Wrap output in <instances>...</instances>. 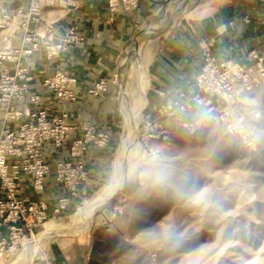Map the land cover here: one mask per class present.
I'll list each match as a JSON object with an SVG mask.
<instances>
[{"label": "rangeland", "instance_id": "1", "mask_svg": "<svg viewBox=\"0 0 264 264\" xmlns=\"http://www.w3.org/2000/svg\"><path fill=\"white\" fill-rule=\"evenodd\" d=\"M82 1L45 10H78ZM104 1L110 18L137 12L141 2L132 7L119 0L112 12ZM147 1L148 11L125 35L108 75L99 78L107 88L94 98H108L111 125L77 123L107 137L106 160L92 177L86 171L88 184L66 213L13 239L0 252V264H264V96L241 97L232 110L233 117L260 113L249 122L253 135L250 147H244L221 121L197 107L195 82L189 94L177 88L165 97L151 71L165 41L191 30L185 28L190 17L240 4L264 25V0ZM28 5L29 0L8 15L0 6V32L9 28L10 14L19 17ZM19 18L24 34L25 19ZM227 26L220 23L214 31L221 34ZM73 29L68 32L75 34ZM124 145L125 156L120 155ZM123 174L129 175L126 182L84 220L81 231L68 235L80 228L77 210Z\"/></svg>", "mask_w": 264, "mask_h": 264}, {"label": "built area", "instance_id": "2", "mask_svg": "<svg viewBox=\"0 0 264 264\" xmlns=\"http://www.w3.org/2000/svg\"><path fill=\"white\" fill-rule=\"evenodd\" d=\"M76 2L29 0L25 13L18 15L25 19L22 46L12 54H0V64L3 60L14 63L11 70L0 69V112L3 115L0 128V229L7 230V237L0 239V252L13 239L32 234L44 222L69 210L72 202L80 197L81 188L88 184L84 161L88 147L93 145L102 149L108 144L107 137L97 135L93 127L72 123L67 111L58 109L54 115L50 113L42 104L41 96L31 92V78L23 64V59L35 52H43L46 59L56 60L82 41V37L72 30L57 38L56 28L50 23L46 25L44 35L28 28L39 22L45 9L73 6ZM123 2L136 7L137 0ZM107 3L112 12L120 5L119 0H107ZM217 35H220L218 31L198 40L200 65L194 78L198 94L193 100L197 107L205 108L209 119L221 121L226 132L238 137L242 146L250 147L253 129L249 122L259 118L260 113L251 111L233 117L232 110L241 97L264 96V54L249 51L240 60L219 58L215 52ZM76 84L74 77L55 71L41 85L52 92L54 101L63 105L78 100ZM106 88V80L98 79L84 94L101 96ZM23 103L27 104L23 111L15 110L16 105ZM184 107L180 109L186 110ZM77 131H81V135L74 137ZM47 148L55 157L64 151L62 158L54 159L53 167L43 155ZM52 172L55 182L65 193L57 199L50 213L41 194L45 179ZM24 179L29 180L35 198L25 193Z\"/></svg>", "mask_w": 264, "mask_h": 264}, {"label": "crops", "instance_id": "3", "mask_svg": "<svg viewBox=\"0 0 264 264\" xmlns=\"http://www.w3.org/2000/svg\"><path fill=\"white\" fill-rule=\"evenodd\" d=\"M151 5L147 0H141L137 12L129 11L116 14L110 18L104 0H83L78 10H44L37 24H30L29 29L44 35L45 27L54 22L56 37L63 36L73 27L82 42L75 44L56 60H48L43 52H35L25 57L23 64L28 68L31 78V92L41 96V102L47 106L50 113L63 109L70 115V121L77 124L86 121L96 128L102 129L111 125L112 111L105 96L94 98L86 96L84 91L99 78L106 77L113 67L117 55L121 52L127 32L132 24L142 18ZM0 6L7 11L24 9L27 0H0ZM249 9L240 4L221 7L217 14L203 17H190L191 23L165 41L161 53L152 61L151 71L155 83L162 88L165 97L170 96L175 89H182L186 93L192 91L194 77L200 65L198 40L215 34L218 24H227L226 31L216 36L215 52L219 58L240 60L249 51L264 54V25L253 16ZM196 14V12L191 13ZM190 14V16H191ZM241 17V18H240ZM11 18V19H8ZM7 29L0 32V54L13 53L22 46L23 32L19 28V17L10 14L7 17ZM188 22V21H187ZM230 23V25H229ZM126 35V36H125ZM14 63L3 60L0 69L11 70ZM55 71H63L77 81L76 91L78 100L72 104H59L54 101L52 92L43 89L42 81ZM27 104H18L15 110L23 111ZM2 112H0V128L2 127ZM12 126V125H10ZM15 126V125H14ZM77 131L74 137H79ZM64 151L56 157H63ZM108 148L98 149L89 146L85 155V168L89 177L94 174V168L100 166L107 157ZM43 155L53 167L54 152L47 148ZM23 188L26 194L33 195L28 179H24ZM63 189L55 182L53 172L45 179L44 191L41 198L48 205L51 213L57 199L64 195ZM34 196V195H33ZM35 198V196H34ZM7 237L6 228L0 229V239Z\"/></svg>", "mask_w": 264, "mask_h": 264}, {"label": "bare ground", "instance_id": "4", "mask_svg": "<svg viewBox=\"0 0 264 264\" xmlns=\"http://www.w3.org/2000/svg\"><path fill=\"white\" fill-rule=\"evenodd\" d=\"M139 41V40H138ZM126 116V115H125ZM135 119V118H134ZM134 128H136V127H134ZM127 129V128H126ZM128 130V129H127ZM131 130H132V127H131ZM126 132H128V131H126ZM135 134V133H134ZM130 136V135H129ZM127 139V138H126ZM136 139V138H135ZM125 140V139H124ZM136 141V140H135ZM123 143H126L125 141L123 142ZM129 143V142H128ZM127 148H128V145H124L123 147H122V151H121V153H120V155L122 154L123 156H125L126 154H127ZM134 148V147H133ZM129 150V149H128ZM135 150H137L136 149V147H135ZM133 152H135V151H132V153ZM137 152V151H136ZM138 153V152H137ZM133 154H135V153H133ZM134 156V155H133ZM119 159V158H118ZM122 159V158H121ZM121 159H120V161H121ZM138 160V159H137ZM119 161V162H120ZM135 161V160H134ZM118 163V162H117ZM123 168H124V165H123ZM122 168V169H123ZM121 169V168H120ZM120 169H119V171H120ZM129 170V169H128ZM130 172H131V170H130ZM119 175H120V173H119ZM119 175H116L115 177H114V179H112V181H111V183H110V185H108L104 190H102V191H100L91 201H89V202H86L85 204H84V206L82 207V208H80V209H78L77 210V212H76V214L74 215V219H75V221H78V223H80V228L78 229V230H76L75 232H73L72 234H68V235H73V234H75L76 232H79V231H81L82 229H81V227L83 226V222H84V220L85 219H87V218H89L92 214H93V212L98 208V207H100L101 205H103V203L104 202H106L107 200H109L112 196H113V194H114V192H115V190H116V188H117V186L122 182V181H124L125 180V182H126V180L129 178V175L128 174H123L121 177L119 176ZM122 184V183H121ZM119 191V190H118ZM117 191V192H118ZM116 192V193H117ZM73 217V216H72ZM78 225V224H77ZM47 235V234H46ZM40 240V239H39ZM38 246V245H37ZM39 247V246H38Z\"/></svg>", "mask_w": 264, "mask_h": 264}]
</instances>
